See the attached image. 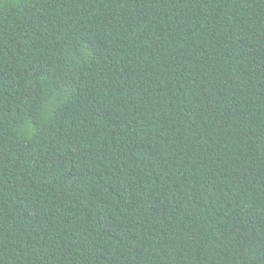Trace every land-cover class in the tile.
Masks as SVG:
<instances>
[{"label": "trees", "instance_id": "1", "mask_svg": "<svg viewBox=\"0 0 264 264\" xmlns=\"http://www.w3.org/2000/svg\"><path fill=\"white\" fill-rule=\"evenodd\" d=\"M0 264H264V0H0Z\"/></svg>", "mask_w": 264, "mask_h": 264}]
</instances>
